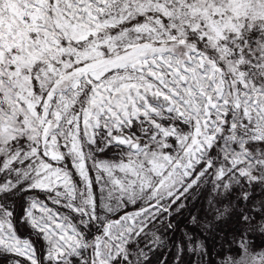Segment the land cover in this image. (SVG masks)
Returning a JSON list of instances; mask_svg holds the SVG:
<instances>
[{
  "label": "snow or ice",
  "instance_id": "1",
  "mask_svg": "<svg viewBox=\"0 0 264 264\" xmlns=\"http://www.w3.org/2000/svg\"><path fill=\"white\" fill-rule=\"evenodd\" d=\"M0 264H264V0H0Z\"/></svg>",
  "mask_w": 264,
  "mask_h": 264
}]
</instances>
